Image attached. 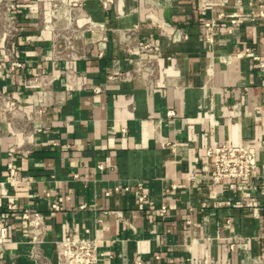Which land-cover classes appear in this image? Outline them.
I'll return each instance as SVG.
<instances>
[{"label": "crops", "instance_id": "obj_1", "mask_svg": "<svg viewBox=\"0 0 264 264\" xmlns=\"http://www.w3.org/2000/svg\"><path fill=\"white\" fill-rule=\"evenodd\" d=\"M222 145L256 176L213 184ZM67 235L100 264H264V0H0V264Z\"/></svg>", "mask_w": 264, "mask_h": 264}, {"label": "built area", "instance_id": "obj_2", "mask_svg": "<svg viewBox=\"0 0 264 264\" xmlns=\"http://www.w3.org/2000/svg\"><path fill=\"white\" fill-rule=\"evenodd\" d=\"M81 2L82 0H73ZM15 21L14 17H11ZM206 27L211 30L213 25L207 24ZM142 51H151L149 45L142 46ZM21 63L14 61L13 67L20 68ZM7 106L12 110L18 109L16 101H7ZM206 156L212 159L209 167L208 178L213 184L223 181H246L257 174V151L250 146H230L222 145L208 149ZM18 171L10 165V177L15 181ZM53 208L58 209L56 204ZM24 219L28 221L31 230H38L44 223V217L37 211L28 210L24 214ZM59 264H100L102 256L99 250V244L96 239L81 238L76 239L72 235H67L62 241L56 243ZM234 250V244L230 245Z\"/></svg>", "mask_w": 264, "mask_h": 264}]
</instances>
